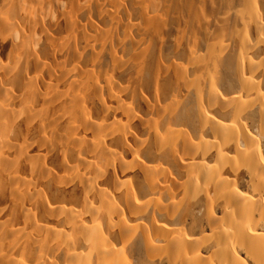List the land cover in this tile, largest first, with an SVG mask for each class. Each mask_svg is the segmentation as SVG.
Returning <instances> with one entry per match:
<instances>
[{"label": "bare ground", "instance_id": "obj_1", "mask_svg": "<svg viewBox=\"0 0 264 264\" xmlns=\"http://www.w3.org/2000/svg\"><path fill=\"white\" fill-rule=\"evenodd\" d=\"M90 1L94 16L86 10ZM235 1L165 0L163 7V1L150 0L155 13L163 8L160 15L151 16L147 10L141 13L145 31L150 30L153 37L158 36L154 37L159 38L157 42L169 45L166 36L174 35L176 39L170 43L180 48L181 40L186 42L184 44L188 41L187 68L174 66L172 74L178 86L176 92L193 90L197 97L200 132L191 136L172 129L164 140L160 139L159 146L170 150L171 176L163 177L157 168L137 165L134 155L128 151L133 161L129 166L120 163L113 154L104 156V168L116 180L115 194L125 192L126 208L132 218L142 214L139 211H143V215L144 211L149 213V204L153 202H141L134 195L131 184L118 182L117 172L123 176L139 169L147 182H154L156 176L163 180V190L170 204L162 212H166L169 225L160 226L154 219L151 223L153 236L147 231L145 234L149 238L141 234L149 263L264 264V26L257 16L249 17L246 10L238 9ZM122 2L0 0V264H39V236L51 234L46 229L39 230V213L51 222L63 221L64 227L70 230V236L53 246L68 255L70 264H114L109 255L118 254L117 258L122 252L112 250L105 234L88 228L93 215L91 195L99 198L103 209L100 219L109 221L111 226L113 218L124 217L114 204L115 200L85 188L81 212L72 213L55 210L47 203L44 192L52 184L63 188L66 185L48 166L57 157L62 159L57 161H61L65 177L86 185L81 172L87 167L81 160L83 155L89 157L91 154L75 128L80 126L90 131L86 102L89 96H100L103 90L88 85L78 66L88 54L93 61L96 49L108 40V35L104 36L96 23L108 20L110 32L122 31L129 37L131 27L123 28L111 18L117 16ZM84 15L85 28L82 29L77 20ZM193 23L198 24L202 35L192 29L195 34L190 36L188 29ZM248 25L255 28L254 40L237 32L240 26ZM233 27H236L234 31ZM227 38L234 40L235 88L223 94L212 73H217L219 66L215 59L224 56ZM67 48H71V52L64 56ZM216 53L221 55L216 58ZM65 60L71 66L70 73L61 68ZM74 78L82 84V93L75 89ZM107 92L122 120L125 118L129 125H136L131 113L119 107L114 99L117 91L108 88ZM204 101L209 111L218 110L227 117L226 121L210 117L203 108ZM173 111L174 107L171 113ZM255 126L258 131L252 130ZM123 132L119 133L128 146V132ZM72 156L76 161L74 170L80 169L79 172L71 170L73 166L68 159ZM49 158L52 161L47 164ZM146 190L152 195L158 193L153 185H146ZM163 190L159 191L165 194ZM180 204L203 208L206 229L210 230L208 235L203 231L191 237L186 235L179 216ZM159 210L157 212L162 215V209ZM124 220H120L122 230L116 229L121 234L123 231L129 240L130 233V239L135 232L140 233L136 231L139 223L130 225ZM141 226L138 229L145 231ZM156 236L163 238V247L153 243ZM77 244L84 246L86 254L77 252ZM49 246L52 247V243ZM87 255L89 258L84 262Z\"/></svg>", "mask_w": 264, "mask_h": 264}, {"label": "rangeland", "instance_id": "obj_2", "mask_svg": "<svg viewBox=\"0 0 264 264\" xmlns=\"http://www.w3.org/2000/svg\"><path fill=\"white\" fill-rule=\"evenodd\" d=\"M122 1V4H119V6L121 5L118 11L119 13H117L115 18L113 16H111V18L112 21L115 19V21H117L120 26H123V28H125L126 25L131 27L132 30L128 35L129 37H127L122 31L117 34L110 32L112 31L111 23L108 20L107 22L101 21L96 23V27L101 30L104 36L108 35V40L96 49V58L93 61H91V58L93 57L88 54L78 66L80 75L87 80L88 85L91 84L96 89L98 87L100 90H103L100 96H89L88 101L86 102V121L91 128L90 131H85L83 130L84 128L82 129L80 126L75 128L80 135V138L84 139L87 151L91 154V156H89L90 158L83 155L81 160V162L87 167L84 172H81L84 175L83 179L86 181V185L75 183L70 177H65L62 171L61 161H57V159L60 158L57 157L53 162H51L52 160L50 161V158L49 160L47 159V164L51 162L48 165L51 166L49 167L50 171L57 176H60V178H63L66 185L63 188L59 187V185L56 186L52 184L50 189L43 188V190L45 189L44 192L45 197L47 198V203L53 208H56L55 210H64L72 213L81 212L83 190L85 188L97 193L101 192L109 199H112L113 201L115 200L114 204H116L120 213H123L124 217H118V219L116 217V220L113 218V220H111L113 225L111 226L109 221L100 219L99 215H101L103 209L99 205V198L98 196L94 197L96 194L94 196L91 195L90 211L93 215L89 219L88 228L98 230L105 234V236H107V244L114 252L122 251L117 258L116 256L118 254L109 255L114 264H116V262L117 264L121 262V264H125L126 260L131 264H153L152 262L149 263L148 257H146L143 235H146L145 232L147 231L151 237L153 236L151 230L154 219H156V223L160 226L169 225L166 212H162L163 209H166L170 204V202H168L169 200H167L168 196L163 190V180L156 176L157 180L155 179L154 182H147L139 169L138 171H135V169L133 170L135 172L124 174L123 176L121 174L119 175L117 172V178H119L118 182L131 184L134 195L141 202H153V205L149 204V206L151 205V207H149V213H147V210L149 209L146 210L147 212L144 211V215L146 213L145 216L143 215V211H139L142 213L138 214L140 215V219L137 214L136 216H138V218L135 215V218H132L133 215L130 217L131 213L126 208L125 192L115 194L116 180L113 178L112 173L104 168V163L106 164L104 156L105 154H113L117 157L120 163L129 166V164L133 163L131 157H129L130 155H128V153L131 152L135 157L134 161L137 165L146 168H157L161 171L163 177L166 175L171 176L170 150L167 147L161 148L159 146V141L160 139L164 140L166 133L172 131V129L181 134L187 133L191 136L199 135L200 132L197 127V97L193 90L184 92L179 89L181 92H176L178 86L176 87V80H174L175 78L172 74V67L174 66L179 67V69L187 68L186 45L188 44V41L187 44H184L186 42L181 40L179 42V50L178 48H175L176 46L172 47L173 43H170L176 39V36L174 38V35H167L169 37L166 36V38H169L170 41H168L169 45H167L163 42H157L159 38L156 39L158 37L156 35H154V37H156L154 38L152 36V31H145L146 25L143 23L141 17L143 16V11H150L149 13L151 16H157L160 15L163 8L159 9L160 12L159 10H156V12H158L155 13V7H152L154 4L152 5L150 0H134L135 2L133 0ZM161 1H163V3L161 2L163 5H161L164 7L165 0ZM235 3L238 9L246 10L249 17L253 15L257 16V20H259L264 26V0H246L245 2L242 0H236ZM147 6L149 7L148 9L145 8ZM87 7L89 8H86V10L92 12L94 16L95 11L93 9L94 6H92V1L88 3ZM108 10L106 11L107 13L110 12ZM85 17L86 16L84 15L77 20V25L82 29L85 28V20H83ZM191 26L192 27L188 29V33L191 37L194 36V32L202 35L197 27V23H193ZM235 28L236 27H233L232 30L234 31ZM192 29L195 31L192 32ZM237 32L238 34L241 32L244 35L252 37V40L256 37V31L255 28H253V25H248L247 27L240 26ZM227 40L228 41H226V44L224 45L226 50L224 56L222 59H215L219 66L217 73L214 70L212 73L214 74L212 77H215L219 91L223 94L234 91L235 88L234 40L231 38H227ZM69 52H71V48L66 49L64 56H67ZM78 52L80 54V51ZM220 55L221 53H216L215 57L217 58ZM64 59L66 58H62V60ZM61 68L67 73L71 72V66L68 60H65V62L62 63ZM188 77L189 79L192 78L191 71L188 72ZM74 86L78 93H82V90H84L82 84L77 78H74ZM108 88L117 91V95L114 99L119 103V107H122L124 110H128L131 113L133 118L137 121L136 125H129L125 118L122 120L118 109L109 100V93L107 92ZM79 96L82 97V94ZM172 107H174V111L171 113ZM203 108L210 117L216 118L218 121H226L227 117L222 116V113H219L218 110L209 111L206 101L203 102ZM103 110H105V112H103ZM115 123L121 125L123 128L125 127V129H122L117 125L114 126ZM252 125L254 126L255 124ZM256 126L253 127L252 130L258 131ZM118 129L119 132H123V130L124 132H128L130 141L128 146H125L122 135L117 131ZM41 160L42 159L39 161ZM68 163L73 166L76 163L75 156L68 159ZM71 170L77 172L80 171V169L74 170V166ZM67 185L69 186L66 187ZM146 185L157 187L158 193H155V195L150 194L146 190ZM159 190H163L165 194ZM44 192H42L43 195ZM159 192H162L163 194H159ZM152 206L154 208L157 207V211H160L159 208L162 209L161 212L163 214L160 215L159 212L155 211L157 212L156 216L154 214L155 212H153L154 208ZM193 206L189 204H180L178 207L181 213H179V216H181L183 220L182 229L188 237L201 234L202 231L208 235L210 230L206 229L207 223L203 215V208L198 205H196L198 208H196L195 205ZM121 215L122 214L119 216ZM142 215L143 217H141ZM152 216L155 218H152ZM124 218L130 225L139 223L138 228L142 225L141 227L146 230L143 231L138 228L136 230L134 228L133 234L135 232L134 230H140V233L139 231L137 232L138 234L135 232L134 237L131 239L130 233L128 235L129 240L128 237L126 240L123 231L122 234L119 233V229L122 230V228H119L120 220L123 221ZM63 224V221L51 222L39 213V230L46 229L51 233L50 235L39 236V264L71 263L67 261L68 255L64 254L65 252L61 253L57 248L53 247L54 244L63 242L68 235H71L70 230L65 228ZM116 227L119 229H116ZM120 234L123 235L124 238ZM148 236L147 238L150 237ZM153 240L155 246L163 247L165 245L163 238L156 236ZM50 243H52V247L49 246ZM83 247L84 246L77 244V252L86 254V250ZM88 256L89 255L84 258V262L89 258ZM86 263H88V261ZM165 263V261H162L161 263L156 262L155 264Z\"/></svg>", "mask_w": 264, "mask_h": 264}]
</instances>
